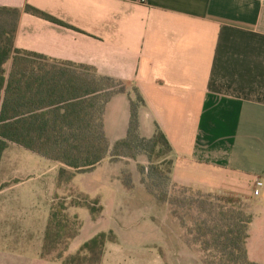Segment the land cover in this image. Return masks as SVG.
Returning <instances> with one entry per match:
<instances>
[{
	"label": "crops",
	"instance_id": "obj_1",
	"mask_svg": "<svg viewBox=\"0 0 264 264\" xmlns=\"http://www.w3.org/2000/svg\"><path fill=\"white\" fill-rule=\"evenodd\" d=\"M28 5L68 26L27 12ZM0 6L21 10L16 48L94 69L126 86L104 109L111 146L127 136L131 102L140 95V134L150 138L158 127L166 135L172 182L252 200L247 253L264 264V187L253 193L256 179L264 178V5L257 0H0ZM3 157L0 264H62L42 258L41 251L51 203L62 193L57 175L64 165L42 157L56 171L48 189L19 177L23 169L6 175ZM107 159L116 161L108 156L90 171ZM148 162L144 155L136 163ZM139 179L137 190L150 197L158 212L155 227L168 235L172 254L164 259L143 253L151 245L131 237L139 223H124L119 238L106 243L101 264H196L180 223ZM91 197L103 205L97 219L90 214L97 223L106 203L100 194ZM77 209L70 212L79 215ZM80 236L81 230L68 252L84 243H78Z\"/></svg>",
	"mask_w": 264,
	"mask_h": 264
},
{
	"label": "trees",
	"instance_id": "obj_2",
	"mask_svg": "<svg viewBox=\"0 0 264 264\" xmlns=\"http://www.w3.org/2000/svg\"><path fill=\"white\" fill-rule=\"evenodd\" d=\"M25 10L68 26L29 5ZM20 15L18 8L0 6V164L11 144L21 146L64 165L57 175V185L62 189L77 173L92 170L108 156L136 159L140 151L148 158V175L158 173L170 181L165 190H149L160 206L168 208L170 217L180 223L183 240L200 255L203 264H262L248 257L253 215L241 207L243 198L205 193L172 182L173 161L168 157L171 145L166 135L158 127L150 138L140 134L138 112L144 104L140 95L138 102H131L127 136L111 146L104 130V109L114 94L125 90H115L117 84L123 83L98 75L94 69L16 48ZM163 164L168 165L166 174L161 169ZM141 171L145 168L141 167ZM124 182L132 187L130 179ZM71 208L88 209L93 220L103 212L98 197L82 191L56 193L41 257L62 264H101L105 245L116 240L115 234L99 232L75 252H68L83 226L79 215L70 212Z\"/></svg>",
	"mask_w": 264,
	"mask_h": 264
},
{
	"label": "rangeland",
	"instance_id": "obj_3",
	"mask_svg": "<svg viewBox=\"0 0 264 264\" xmlns=\"http://www.w3.org/2000/svg\"><path fill=\"white\" fill-rule=\"evenodd\" d=\"M120 89H126V86L124 84H117L115 90ZM137 96L136 102H138ZM4 155L3 172L6 175L17 174L18 170L23 169L18 174L19 177L27 178L29 181L35 183H41L48 189L51 187L53 183L52 179L56 175L55 168L51 162H46L41 156L16 144H11ZM143 156L144 154L138 151L136 159L124 157L125 159H130V161L124 160L126 161L125 163L117 162L119 161L117 159H115L116 161L107 159L103 165L98 166L93 171L77 173L72 182L61 189L62 195H69L72 192L76 194L78 191L87 192L91 196L100 194L106 203L103 218L97 223L91 220L90 213L86 208L77 209L83 221L78 243L85 242L95 233L103 230H112L117 238H119L118 232L124 223L127 225L129 223L132 225L139 223L138 226L134 227L136 231L131 237H134L137 241L140 240V243L151 245L148 246L146 252H142L145 254H155L157 252L158 256L162 255L164 259L170 257L172 245L169 237L163 229L155 227L157 224L153 218H158V212L151 209L149 204L151 201L150 197L145 192L137 190L136 183L139 182H135L140 177V183L147 189L152 188L155 191H160L169 187L170 181L164 177H160L158 173L148 175L149 162L144 165L136 163L137 161H142ZM161 161L162 158L157 160L156 164L158 165ZM141 167L145 168L144 172L141 171ZM161 169L166 174L168 165L163 164ZM128 179L131 180L130 185L132 187H128L125 184L124 180ZM45 200L46 197L43 194L41 203L46 204ZM252 202L250 199L243 200L241 207L250 212L253 207ZM118 204H120V207H117ZM196 256L198 262L201 263L200 255L196 253Z\"/></svg>",
	"mask_w": 264,
	"mask_h": 264
},
{
	"label": "built area",
	"instance_id": "obj_4",
	"mask_svg": "<svg viewBox=\"0 0 264 264\" xmlns=\"http://www.w3.org/2000/svg\"><path fill=\"white\" fill-rule=\"evenodd\" d=\"M259 1L262 5H264V0H257ZM264 187V178L258 177L255 181L254 184V195H259L261 192V189Z\"/></svg>",
	"mask_w": 264,
	"mask_h": 264
}]
</instances>
